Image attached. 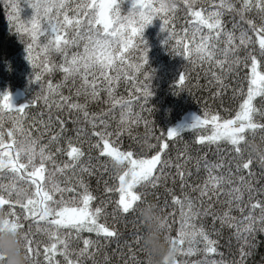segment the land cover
Wrapping results in <instances>:
<instances>
[{"label":"snow or ice","instance_id":"1","mask_svg":"<svg viewBox=\"0 0 264 264\" xmlns=\"http://www.w3.org/2000/svg\"><path fill=\"white\" fill-rule=\"evenodd\" d=\"M125 3H130L126 12L122 10ZM27 5L33 9V14L25 20L21 17V0H5L9 22L22 41L27 37L26 59L33 69L29 82L39 84L41 92L28 103L21 104L13 102L10 92L0 93V108L3 109L0 113V176L10 177L8 183L0 182V207L7 211L12 228L22 235L31 264H85L88 259L96 264L92 249L99 251L101 241L120 237L118 229L107 223L104 202L93 206L97 197L83 176L77 177L75 185L72 177L67 176L68 171L76 172L85 155L82 147L75 146L73 137L67 135L69 120L76 126L72 129L76 140L89 135L87 126H91L90 135L95 142H89V147L124 165L121 171L114 172L112 178L117 181L114 186L105 181V192L118 194L114 219L117 212L127 215L136 211L146 195L138 191L139 188L156 189L166 184L169 176L175 185L178 178L179 195L173 188H166L179 212L176 234L173 235L177 224L175 212L169 213L171 222L165 217L161 224L165 238L178 250L175 264H189L180 257L200 253L204 258L192 264H228L223 259L210 258V254L218 252V241L202 223H197L202 217L212 218L217 235L216 221L221 228L235 229L240 259L232 264H245L257 247L256 233L264 232V184L253 183L256 176L250 167L253 159L250 154L245 159L241 147L248 142V132L255 135L257 130L264 131V123L255 122L257 114L264 118V107L254 103L259 97L258 103L264 105V0H28ZM181 13L185 26L181 30L183 35L176 39L175 22ZM226 16L231 17L230 29L226 26ZM156 19L161 22V31L166 33L163 43L170 54H179L191 64L218 68L219 72L211 71L210 74L222 89L227 87L226 74L239 76L241 68L250 69L244 74L247 88L246 91L243 86L233 89V96L239 95L242 102L230 118L205 109L203 115L193 116L190 123L168 128L160 135L152 132L155 143L145 138L135 141L140 145L139 150L136 147L121 150L119 141L125 131L131 136L132 125L143 123L147 129L152 123L142 115L144 111H152L145 105L154 95L148 81L155 74L153 68L144 71L150 65V49L143 34ZM81 47L82 51H71ZM37 52L43 55L34 54ZM55 55L62 57V62L56 63ZM56 71L63 73L59 83L54 84L51 79L41 83L46 74ZM139 74L143 75V80ZM186 79L187 70L178 73V84L184 86ZM77 80L80 81L78 87ZM122 80L128 84L136 81L127 98L117 94ZM102 94H106L104 102L110 107L106 111H90L89 105L99 103ZM41 100L48 109L46 114L40 113L41 117L46 115V119L39 121L43 132L35 125L24 126L25 110ZM137 103L140 112L134 111ZM117 108L120 119L117 128L110 130L108 117L114 118ZM13 109L10 126L5 128L4 117ZM62 112L67 115L62 117ZM33 128L40 136L33 135ZM187 130L198 133L194 143L217 145L218 150L221 144H228L238 158L235 170L231 161L225 164L209 160L207 154L195 158L197 173L201 167L207 173L202 185L192 187L193 192L199 191L198 199L185 191L188 178L193 175L185 166L193 157L189 154L182 163H173L167 152L171 140L179 139ZM204 131L208 134H202ZM45 132L52 134L47 143H42ZM63 139L67 140V149L60 146ZM65 152L69 159L61 166L57 156ZM182 156L183 153L178 154L177 161ZM173 167L175 173L169 172ZM217 169H226V173L217 174ZM80 172L90 173L91 170L81 166ZM57 173L67 176L63 187L56 179ZM22 188L28 195L21 200L18 197ZM65 193L70 195L65 198ZM221 194L225 199H220ZM167 203L165 200V205ZM217 203L226 205L223 211L216 208ZM234 210L240 213L239 217L232 215ZM36 233L44 234L47 240L36 239ZM84 233L89 235L84 236ZM133 235V241H125L129 252L133 253L131 259L136 264H147L135 255L132 247L134 243L140 246L139 251L145 252L141 245L142 235L138 231ZM73 236L82 242V247L72 248ZM108 260L105 255V261Z\"/></svg>","mask_w":264,"mask_h":264},{"label":"trees","instance_id":"2","mask_svg":"<svg viewBox=\"0 0 264 264\" xmlns=\"http://www.w3.org/2000/svg\"><path fill=\"white\" fill-rule=\"evenodd\" d=\"M28 0H21V17L25 20L30 19L33 14V9L27 5ZM130 7V3H125L122 6V10L126 12ZM225 20L227 21V27L231 28V17L226 16ZM185 26V18L183 13H181L175 22V32L177 33L176 39H179L183 33L182 28ZM143 38L147 41V46L150 51L149 55V66H146L144 71H150L151 68L155 69V74L150 83L154 95L150 98L146 109H151L144 111L142 115L152 122L149 125V128H145L144 124L132 125L131 127V136L128 132L125 131L120 137L119 145L121 150H128L130 147H136L139 150L140 145L136 144V140H143L147 138L149 142L155 143V139L152 137L151 133L154 132L155 135H160L164 130L168 128L175 127L176 124L182 120L186 115H203L205 109L215 113L219 112L225 118H230V116L235 114V111L239 110V103L242 102L239 95L233 96V89H239L241 86L247 88V81L244 80L245 72L250 71V69H240V75L237 76L235 73L226 74L224 77L226 88H221L220 85L216 83L214 78L211 76V71L220 70L214 66H209L205 64L203 66H198L196 64H191L187 59L181 57L179 54L173 56L167 50V46L163 43L166 38V33L161 31V22L159 19L153 21L144 31ZM26 43L27 37L24 40H21V37L16 33L15 27L9 22L8 19V9L5 7V0H0V93H11V96L19 95V99L16 104L28 103L32 97L37 96L41 92V87L39 84H36L33 81V84H30V79L33 73V69L29 61L26 59ZM171 43H175L172 41ZM82 51L80 49L73 48L71 51ZM38 56H42V52L34 53ZM56 63L62 62V57L55 55L53 57ZM187 70V79L184 86H181L177 83L178 73ZM264 70V69H262ZM36 71H39L37 69ZM63 77V73L56 71L54 74H46L44 80L41 83H45L46 80L51 79L53 83H59ZM141 80L144 79L142 74H139ZM80 81H76V86H79ZM136 84V81L133 80L132 84H128L126 81H121L120 87L117 89V94L124 97H129L133 91L132 85ZM71 86V85H69ZM75 89L73 88V93ZM179 94H176V93ZM65 95L68 94L67 89H64ZM218 93H221L218 95ZM107 99L106 94H102L101 100L99 103H91L89 105L90 111L101 112L106 111L110 105L104 101ZM81 100L83 98L81 97ZM260 100L259 97L256 98L254 103L257 104V107H264L258 103ZM142 103V101H141ZM0 104H2V98H0ZM228 111H225V110ZM3 109L0 108V113ZM48 109L44 107L43 101L34 102L30 105L28 109L25 110L27 117L24 121V126L26 128L35 125L36 128H40L43 132V126L39 123L41 119H46V115L41 117L40 113H47ZM134 111L140 112V104L137 103L134 105ZM15 113V110H12L9 116H5L4 120L6 121L5 128L10 126L11 115ZM55 110H53V115H55ZM60 115L66 116V112L60 113ZM111 128L110 130H115L117 128L120 112L119 108L116 109L113 117H108ZM255 122L264 123V118H261L258 114L255 117ZM83 126V125H82ZM67 127L69 132L68 136L73 137V144L77 147H82L85 155L80 160V165L77 167L76 172L73 174L71 171L67 172V176L72 177V184H76V179L79 176H83L84 180L90 185V190L96 195L97 200L93 202V206L100 205V202L103 201V207L106 210L107 223L110 227L118 229L120 237L118 240L112 241H101L99 246V251L95 248L92 249L95 252V262L96 264H136V261L131 259L133 253L129 252L128 245L125 241H133L134 233L137 231L140 235L143 234V228L139 216L138 209L143 207L145 203H152L156 205L158 212L163 218L168 217L169 222H171V217L169 213H176L177 224L174 225L173 235L176 234L175 229L178 228V216L179 212L177 206H175L171 201V194L166 191V188H173L175 193L179 195L180 190V181L177 178L176 184L173 185L172 177L169 176L167 183H162L156 189L151 187L139 188L138 191L144 192L146 195L143 197L142 202H139L136 211L130 212L127 215H123L119 212L115 214V219L113 218V211L116 208V200L118 199L117 193H106L105 192V181L108 182L110 186H114L117 181L112 177L114 176V171L110 165V159L102 156L99 151L95 148L89 147V142L94 143L95 138L90 135L92 129L91 126H87V132L89 135L82 136L80 140H76L75 132L72 131L76 126L68 121ZM58 131V128H54ZM51 132H45L41 137L42 143H47ZM196 131H185L179 139H172L170 142V148L167 150L168 156L172 159L173 163L183 162L184 157L191 155L193 157L187 165L185 166L187 170H191L193 175L188 178V186L185 191L189 192L194 198H199V191H192V187L196 185H202L207 179V173L201 167L200 171L197 173L195 164L197 157H203L207 154L209 160L219 161L222 163H227L231 161L233 170L236 160V154L232 151L231 146L228 144H221L219 150L217 145H204L201 146L197 143H194L197 136ZM202 134H208L207 131H204ZM33 135L40 136V132H36L33 128ZM261 137H264V131L257 130L255 135L251 132H248L246 139L248 142L259 143ZM113 139H116L113 137ZM187 145V148H186ZM63 148L67 149V140L63 139L61 145ZM241 147L244 149L245 159L249 154L247 144H241ZM55 145H53V150ZM183 153L184 156L181 157L180 161H177L178 154ZM154 154V153H153ZM69 158L66 155V152L62 155L57 156L58 163L61 164L64 161H67ZM201 164L203 160L201 159ZM87 167L91 170L90 173L80 172V167ZM51 167V165H49ZM251 170L256 174L253 178V183L259 182L264 184V169L260 168L255 160L250 166ZM169 172L175 173V168L168 169ZM217 174L221 171L226 173V169H217ZM67 176L64 174L57 173L56 179L61 182V186H64V181L67 179ZM10 177L0 176V182L8 183ZM227 187V186H225ZM79 191V188H78ZM70 194L65 193V198ZM215 199V198H214ZM221 200L225 199L224 195L221 194ZM165 200L168 201L165 205ZM205 204H207V199L205 198ZM226 205L217 203L216 208L220 211H223ZM19 211V209H18ZM232 215L239 217L240 213L238 211H233ZM104 218H102L103 222ZM198 224H203V226L212 234V238L218 241L217 248L218 252L216 254H210V258L220 260L223 259L232 264L233 261H239V245L234 236L235 229L224 226L221 228L219 221L215 223V229L219 231V235L216 234V231L213 230V222L211 217H202L197 221ZM35 230V226H33ZM84 236L89 234L84 233ZM95 238V234H91ZM36 239L46 241L47 237L42 233H36ZM72 248L78 249L82 247V242L77 241L75 237L72 238ZM255 243L257 247L253 250V254L246 258L245 264H264V232L256 233ZM133 250L135 255L139 257L142 261L146 262V253L139 251V245L133 243ZM199 247L203 248V244H200ZM222 253L223 256L219 255ZM105 255L109 257V260L105 261ZM204 258L203 253L193 255L190 257H180L182 260H186L189 264H192L193 261L201 260ZM42 259V258H41ZM85 264H93L92 259L86 260Z\"/></svg>","mask_w":264,"mask_h":264},{"label":"clouds","instance_id":"3","mask_svg":"<svg viewBox=\"0 0 264 264\" xmlns=\"http://www.w3.org/2000/svg\"><path fill=\"white\" fill-rule=\"evenodd\" d=\"M249 154L258 166L264 169V137L259 143L247 142ZM111 168L118 173L123 163L110 160ZM28 195L25 189L19 191V199ZM143 228L141 245L146 253L147 264H175L178 250L165 238L161 228L163 217L156 205L148 202L138 209ZM25 243L22 235L12 228L7 211L0 207V264H31L25 253Z\"/></svg>","mask_w":264,"mask_h":264},{"label":"rangeland","instance_id":"4","mask_svg":"<svg viewBox=\"0 0 264 264\" xmlns=\"http://www.w3.org/2000/svg\"><path fill=\"white\" fill-rule=\"evenodd\" d=\"M19 98H20L19 95H16V96H13L12 100H13V102H17V100H18ZM193 116H195V115H192V114H190V115H186L185 117L182 118V120H180V121L176 124L175 127H177V126H179V125H182V124H185V123H190V122L192 121ZM187 131H189V130H187Z\"/></svg>","mask_w":264,"mask_h":264}]
</instances>
